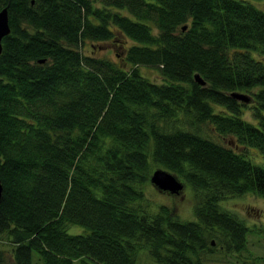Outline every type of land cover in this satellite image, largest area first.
<instances>
[{
  "label": "trees",
  "instance_id": "16d2710c",
  "mask_svg": "<svg viewBox=\"0 0 264 264\" xmlns=\"http://www.w3.org/2000/svg\"><path fill=\"white\" fill-rule=\"evenodd\" d=\"M261 4L0 0L10 31L0 51V235L13 264H33V252L43 264H133L141 250L156 264H207L217 245L242 251L247 225L218 203L264 198ZM86 43L119 46V62L83 54ZM206 125L235 148L204 135ZM157 168L202 198L193 220L138 207ZM68 224L86 231L71 235Z\"/></svg>",
  "mask_w": 264,
  "mask_h": 264
},
{
  "label": "rangeland",
  "instance_id": "374dc122",
  "mask_svg": "<svg viewBox=\"0 0 264 264\" xmlns=\"http://www.w3.org/2000/svg\"><path fill=\"white\" fill-rule=\"evenodd\" d=\"M259 8L264 9V0H262V4L259 5ZM100 47V48H99ZM93 46L91 43H86L85 46L82 47L83 54L94 53L99 57L110 58L115 62H119L120 59V47H114L113 43H106ZM140 71L143 73L142 75L147 76L148 79L161 83L162 79H160L154 68H147L146 66H139ZM248 105V104H247ZM249 106H247L244 114V118L250 120ZM204 130V131H203ZM202 131L204 135L212 138L214 141H218L223 143L224 146H227L230 143V139H224L221 136H218L216 132L213 130L211 126H205ZM229 146L234 147L232 142ZM251 157L260 156L257 155L255 149H251L249 152ZM250 157V158H251ZM251 162H256L251 159ZM144 193L143 200L138 201V207L143 209L144 213H157L156 211L162 205L165 208H169L170 212L175 214L179 220L188 222L194 219L192 208L195 205H198L199 201H202L201 197H198V200H195L196 196L193 191L189 189V186L184 184V188L182 191L177 194H170L168 192L164 193L158 191L153 187V185L148 182L144 189L142 190ZM219 208L223 211H226L228 214L234 215L238 220H243L244 224L247 225L248 233L246 239V245L243 247L242 251H228V250H218V245L212 251V255L208 257L206 260L207 264H264V198L257 197L255 194L244 193L240 196H229L222 198L219 200ZM150 213V214H151ZM66 230L71 235L74 234H84L86 231L85 228L80 225L68 224L66 226ZM11 247H13L9 241L7 240V236L5 234L0 235V251L2 252L1 264H13L12 259V251ZM135 263L133 264H156L155 261L145 253V251L141 250L137 254ZM39 254L33 252L32 254V262L33 264H43L39 259ZM74 264H80L79 262H75ZM85 264H99L93 263L92 260L86 259Z\"/></svg>",
  "mask_w": 264,
  "mask_h": 264
},
{
  "label": "water",
  "instance_id": "95a60500",
  "mask_svg": "<svg viewBox=\"0 0 264 264\" xmlns=\"http://www.w3.org/2000/svg\"><path fill=\"white\" fill-rule=\"evenodd\" d=\"M8 12L5 7H2L0 9V51L2 50L1 45V38L6 36L10 33L9 31V24H8ZM186 26L182 27V30H185ZM1 55V52H0ZM40 62H44L39 60ZM194 79L197 81V84H200L203 86V81L199 74H195ZM233 98H237L242 100L244 103L249 100V97L243 93H231ZM155 171L151 173L149 181L153 185L154 188H156L158 191L161 192H168L170 194L177 195L182 191V188H184V184L181 180H178L177 176H174L171 172L167 170H162L160 168L154 169ZM1 182H0V196H2V188H1ZM213 243V242H212Z\"/></svg>",
  "mask_w": 264,
  "mask_h": 264
}]
</instances>
